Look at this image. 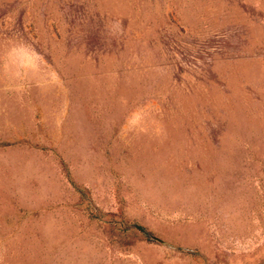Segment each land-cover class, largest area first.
<instances>
[{"label": "rangeland", "instance_id": "374dc122", "mask_svg": "<svg viewBox=\"0 0 264 264\" xmlns=\"http://www.w3.org/2000/svg\"><path fill=\"white\" fill-rule=\"evenodd\" d=\"M0 264H264V0H0Z\"/></svg>", "mask_w": 264, "mask_h": 264}]
</instances>
